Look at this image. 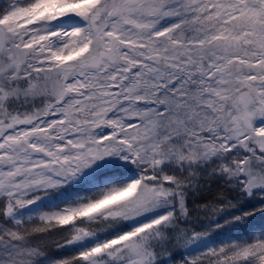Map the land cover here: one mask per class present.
<instances>
[{"label":"snow or ice","instance_id":"1","mask_svg":"<svg viewBox=\"0 0 264 264\" xmlns=\"http://www.w3.org/2000/svg\"><path fill=\"white\" fill-rule=\"evenodd\" d=\"M0 264H264V0H0Z\"/></svg>","mask_w":264,"mask_h":264},{"label":"rangeland","instance_id":"2","mask_svg":"<svg viewBox=\"0 0 264 264\" xmlns=\"http://www.w3.org/2000/svg\"><path fill=\"white\" fill-rule=\"evenodd\" d=\"M213 191H215V188L213 186ZM211 192H209L207 189H205L204 192H202L198 197H196L195 199L197 200V203H201V202H207V200L205 198H209L211 196ZM215 235V234H214Z\"/></svg>","mask_w":264,"mask_h":264}]
</instances>
